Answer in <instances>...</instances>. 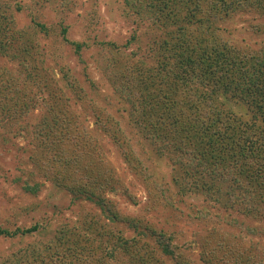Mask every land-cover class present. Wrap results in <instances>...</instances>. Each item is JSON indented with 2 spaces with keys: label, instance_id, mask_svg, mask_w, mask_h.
Returning a JSON list of instances; mask_svg holds the SVG:
<instances>
[{
  "label": "trees",
  "instance_id": "1",
  "mask_svg": "<svg viewBox=\"0 0 264 264\" xmlns=\"http://www.w3.org/2000/svg\"><path fill=\"white\" fill-rule=\"evenodd\" d=\"M55 1L65 6L72 0ZM7 9L0 5V58L18 61L19 67L0 65L1 119L12 126L32 109L44 108L32 130L31 162L41 177L71 196V204L86 200L101 213L62 223L50 240L32 243L1 264H194L191 242L126 215L108 199L120 180L96 130L142 179L148 211L162 208L212 227L196 238L203 264H264V45L239 44L236 30L226 27L240 14L264 16V0H124L121 17H136L153 32L143 53L127 52L138 41L136 33L125 44L92 43L69 40L68 27L61 26L64 43L82 62L84 50H98L122 108L108 96L103 103L89 96L98 92V83L87 73L88 88L68 66L60 67L56 80L46 67L47 52L34 53L35 39L11 26L14 12ZM250 29L264 33V24ZM35 31L47 35L50 29L36 22ZM75 99L88 104L91 129L73 110ZM152 153L168 162L172 188L155 177ZM40 187L25 190L36 195ZM191 196L224 213L186 205L184 198ZM119 223L133 233L110 228ZM46 227L40 222L16 230L0 227V234L33 236Z\"/></svg>",
  "mask_w": 264,
  "mask_h": 264
},
{
  "label": "rangeland",
  "instance_id": "2",
  "mask_svg": "<svg viewBox=\"0 0 264 264\" xmlns=\"http://www.w3.org/2000/svg\"><path fill=\"white\" fill-rule=\"evenodd\" d=\"M16 4L21 6V11L15 10ZM0 5L5 9L9 8L7 9L8 14L14 12L13 20L10 21L11 26L26 29L25 34L35 39L34 53L40 52L41 49L47 52L46 67L53 70L56 80L61 78L60 67L68 66L84 88H88L87 73L98 83V92L90 91L88 95L100 103H103L102 96H108L109 101L111 100L118 108H122L120 99L113 93L106 74L102 70L103 63L98 56V50L95 47L84 50L82 62L72 52L70 46L64 43L61 26L68 27L66 36L69 40H90L92 43L106 40L125 44L136 33L138 41L131 45L127 52L139 50L143 53L152 40L153 32L150 31L147 23L136 17L128 20L121 17L124 0H72L65 6L55 0H0ZM36 22L50 29L49 34L34 32ZM92 22L95 27L91 25ZM263 24L264 16L245 13L228 21L226 27L236 30L239 44L257 49L264 45V33L255 34L248 30L252 25ZM18 64V61L0 58V65L12 71L18 69ZM71 103L73 110L82 115L91 129L93 119L88 104H80L77 100L76 102L71 100ZM114 112L117 114L115 109ZM43 113L44 108L32 109L29 114L24 115L23 119L12 126L7 119L2 120L0 115V227L16 230L17 228H29L38 222L47 225L33 236L10 238L0 234V264L8 255L32 243L50 240L62 223L68 220L74 223L84 216H97L101 213L95 203L86 200L75 205L71 204V196L41 177L31 162L34 147L32 130L40 121ZM23 127H27L28 130ZM94 134L99 136L105 155L120 180L118 189L107 194L108 199L114 201L126 215L143 217L158 228L177 233L181 241L191 242L194 250L190 256L194 264H203L199 260L200 249L196 238L198 235H205L212 227L179 219L175 212L162 208L148 211V194L142 179L137 178L129 170L127 163L124 162L110 138L101 135L98 130ZM150 158L149 164L155 177L172 188L168 162L153 153ZM36 184L41 185L36 195L26 192L27 185ZM134 199L136 202L133 201ZM184 200L186 205L196 209L208 207L214 212L224 213L223 209L215 208L214 205L205 202L203 197L191 196ZM110 228L117 232L124 230L128 236L133 233L120 223ZM224 228L230 230L228 226ZM260 241L264 246V239Z\"/></svg>",
  "mask_w": 264,
  "mask_h": 264
}]
</instances>
